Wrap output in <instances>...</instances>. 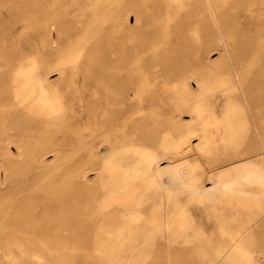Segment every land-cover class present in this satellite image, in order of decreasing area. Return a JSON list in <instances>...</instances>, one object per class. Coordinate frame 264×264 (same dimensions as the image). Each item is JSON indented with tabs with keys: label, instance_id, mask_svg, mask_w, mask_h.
<instances>
[{
	"label": "rangeland",
	"instance_id": "374dc122",
	"mask_svg": "<svg viewBox=\"0 0 264 264\" xmlns=\"http://www.w3.org/2000/svg\"><path fill=\"white\" fill-rule=\"evenodd\" d=\"M211 2L258 97L264 0ZM218 47L198 0H0V264H264V228L249 234L228 206L238 183L264 191V174L228 142L236 89L205 73ZM124 100L126 137L107 127L77 152L75 133L109 126ZM251 213L264 224V201Z\"/></svg>",
	"mask_w": 264,
	"mask_h": 264
},
{
	"label": "bare ground",
	"instance_id": "6f19581e",
	"mask_svg": "<svg viewBox=\"0 0 264 264\" xmlns=\"http://www.w3.org/2000/svg\"><path fill=\"white\" fill-rule=\"evenodd\" d=\"M201 1V3L203 4L206 13L208 14V20L211 23V25L215 28V31L218 35V45H219V51H220V58L217 59L214 62H210V57L209 55H207L206 58V75H209L211 72H218L220 73L221 77L226 79L228 78L231 83L235 86L236 92H237V96H236V102H237V108L236 109H231L228 111V115L227 117H235V122L239 125L237 127H230V124H227V129L226 131L230 132V128H232L233 133L232 135L229 136L230 141H228L229 143L232 142L235 146H241L243 147L244 152L240 153L242 155H244L245 157L248 158H255V164H258V166L263 167L262 171H259V173L257 174H264V123L263 125L258 126V124L256 123V117L257 114L254 112V110L256 109H260L263 108L264 109V89L262 88L260 90L259 96L257 97L256 95L252 97H248L244 91V87L242 85V79L239 77L235 67H234V60L233 57L231 55V51L229 49V45L228 42L226 40V38L223 36L222 34V29L220 28V18L219 16L216 14V10L213 7V4L211 2V0H198ZM199 40V39H198ZM32 64V63H31ZM30 66V65H29ZM30 68V67H29ZM31 69V68H30ZM29 69V70H30ZM130 65L128 62H124L122 65V68L120 70V73L122 74H128L130 72ZM22 70V69H20ZM27 71V69H25ZM24 71V69L22 70ZM25 71V72H26ZM31 71V70H30ZM18 72V71H17ZM24 75H27L25 74ZM28 72V71H27ZM23 74V73H22ZM29 74V73H28ZM18 75V74H17ZM16 75V76H17ZM21 75V74H20ZM22 76V75H21ZM28 76V75H27ZM19 79L21 78L20 76H18ZM180 79H184V77H179ZM188 78V77H187ZM194 78V77H193ZM16 79H18L16 77ZM179 79V80H180ZM190 80V79H189ZM16 83V82H15ZM20 83V81H19ZM27 83V82H26ZM26 83L24 86H26ZM33 83V82H31ZM43 83V82H40ZM22 84V83H21ZM20 84V85H21ZM29 85V84H28ZM171 85V83H170ZM200 85L199 81H198V86ZM30 86V85H29ZM28 86V87H29ZM38 86V85H37ZM156 86V83H147L144 88L147 89L148 94L151 93L154 88ZM196 86V84H195ZM20 87V86H19ZM23 87V86H22ZM27 87V86H26ZM40 87V88H39ZM38 88L41 89V86H39ZM192 88V87H191ZM22 89V88H21ZM164 89V88H163ZM190 89V88H189ZM27 90V89H26ZM44 90V89H43ZM42 91V90H41ZM191 91V90H190ZM197 91V90H196ZM15 92V91H14ZM199 92V91H198ZM202 93V90L200 91ZM27 93V92H26ZM31 93V91H30ZM152 94V93H151ZM43 95V92L42 94ZM52 95V94H51ZM17 96V95H16ZM15 96V97H16ZM40 96V95H39ZM38 96V97H39ZM130 96V95H129ZM30 97V96H29ZM51 97V96H50ZM49 97V98H50ZM41 99V96H40ZM47 99V98H46ZM52 99V98H50ZM49 99V100H50ZM48 100V101H49ZM56 100V99H55ZM37 101V100H36ZM39 101V100H38ZM47 101V102H48ZM51 101V100H50ZM58 101V100H57ZM19 102V101H18ZM53 102V101H52ZM51 102V103H52ZM225 102V100H224ZM35 103V102H34ZM33 103V104H34ZM45 103V102H44ZM58 103V102H57ZM49 104V102H48ZM61 104V103H60ZM103 104V103H102ZM101 104V105H102ZM47 106V105H46ZM55 107H58L56 105H54ZM128 103L126 100H124V102H119V103H114L113 107L114 109L111 111V120L109 122V126H107V123L105 120H103L102 122H100L99 124L96 122V126L94 128V130L90 131L88 134V136H84V134H82L80 131L75 133V137L76 140L78 142V148H77V152L79 151H83V149H85L87 146L90 145V143L97 139L98 137H101L102 135L105 134L106 132V128L110 127V128H114L113 130V142L114 144L117 145L118 142H120V140L122 138H125L128 132V121H129V114L127 111V107ZM43 107V106H42ZM54 107V108H55ZM63 107V106H62ZM46 108V107H45ZM48 109V108H47ZM53 109V108H52ZM60 109V108H59ZM51 110V109H50ZM55 110V109H54ZM56 111V110H55ZM54 111V112H55ZM62 111V110H61ZM58 112V111H57ZM60 112V111H59ZM51 113V112H49ZM56 114V113H55ZM58 114V113H57ZM53 115V114H52ZM72 116V115H71ZM171 119L174 118L173 116L171 117ZM168 120L167 119V124H169L170 126H173V128H177V125H179V123L177 122H172V120ZM225 119V118H223ZM192 120L193 117H192ZM222 121V120H221ZM122 123V124H121ZM122 125V126H119ZM224 125V123H223ZM181 126V125H180ZM225 127V126H224ZM224 131V128H223ZM249 132V134L251 135V141L249 142L247 140V136L245 135V133ZM173 134V133H171ZM132 136V135H131ZM133 137V136H132ZM179 137V135H178ZM173 138V137H172ZM226 139V138H225ZM127 141V140H126ZM137 141V140H136ZM125 142H123L124 144ZM129 143V142H128ZM132 143V142H131ZM138 143V142H136ZM122 144V145H123ZM140 145V144H139ZM127 146V145H126ZM125 146V147H126ZM142 146V145H141ZM190 146V145H189ZM140 147V146H139ZM105 148V147H104ZM103 148V149H104ZM165 148V147H164ZM120 150V149H119ZM124 150V149H122ZM116 152V151H114ZM122 152V151H121ZM118 154V151L116 152ZM126 155V152H124ZM156 153V152H155ZM114 154V153H113ZM110 154V155H113ZM121 154V153H119ZM116 156V155H115ZM128 156V155H127ZM163 156V155H162ZM95 157V156H94ZM110 158V156H108ZM112 157V156H111ZM117 157V156H116ZM119 157V156H118ZM131 157V156H130ZM156 157V156H155ZM97 158V157H96ZM118 159V158H117ZM124 159V158H123ZM128 159V158H127ZM158 159V158H157ZM172 159V158H171ZM110 160V159H109ZM122 159H119V161ZM131 160V159H130ZM138 160V158H137ZM108 161V160H107ZM111 161V160H110ZM126 159H125V163H126ZM134 161V160H133ZM109 162V161H108ZM107 162V163H108ZM121 162V161H120ZM110 163V162H109ZM128 163L129 159H128ZM134 163V162H133ZM132 163V164H133ZM113 164V163H112ZM123 164V163H122ZM106 165V163H105ZM110 165V164H109ZM112 168V167H110ZM155 169V166H154ZM97 172H99L97 170ZM162 174V173H161ZM188 177L193 176L194 174H192L191 171H188L186 174ZM255 174L249 175V176H254ZM152 176V175H151ZM248 176V177H249ZM156 177V176H155ZM247 177V178H248ZM161 179V178H160ZM182 179V178H181ZM262 180H264V178H262ZM235 182H239V180H236ZM131 184V183H130ZM259 185V183H258ZM128 188V187H127ZM135 188V187H134ZM137 188V187H136ZM135 188V189H136ZM236 189L237 191L235 192V194L231 195V200L228 202V206L229 209L231 211L236 212V216L241 218L244 217V222L247 223L246 221H248L249 223H251V225H247L248 227V232L250 233V228L249 226H258V227H263L264 228V224L259 225L258 221L261 218V214L258 213H251L252 211V204L256 203L257 200L264 201V191L263 190H259L258 188L255 191H247L243 188V185H241L240 183H238L236 185ZM134 190V189H133ZM137 194V193H136ZM136 196V195H135ZM254 209V207H253ZM128 213V212H127ZM263 214V213H262ZM128 215V214H127ZM126 223V222H125ZM131 227V226H130ZM255 237H263L260 234H256ZM221 257V256H220ZM223 257V256H222ZM224 259V258H223ZM226 259V258H225ZM167 264H174L173 261L171 259H167L166 261Z\"/></svg>",
	"mask_w": 264,
	"mask_h": 264
}]
</instances>
